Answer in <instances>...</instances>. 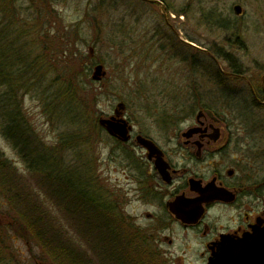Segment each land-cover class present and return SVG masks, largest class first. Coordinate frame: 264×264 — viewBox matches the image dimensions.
I'll return each mask as SVG.
<instances>
[{"label":"rangeland","instance_id":"obj_1","mask_svg":"<svg viewBox=\"0 0 264 264\" xmlns=\"http://www.w3.org/2000/svg\"><path fill=\"white\" fill-rule=\"evenodd\" d=\"M236 5L242 7L241 15L235 14ZM13 6L14 16L0 22L19 25L14 32L6 27L0 35L16 39L30 33L24 44L18 40L21 57L29 61L24 54L36 50L33 63L44 62L42 87L20 93L36 139L48 147L60 145L73 165L75 158L78 165L86 159L92 162L98 188L106 200L124 209L132 225L137 227L148 211L138 200L137 183L127 174L140 162L141 149L133 148L140 145L137 134L169 150L183 145L182 133L198 126L199 111L212 109L222 121L217 145H228L227 160L235 154L241 130L251 144L264 146V0H18ZM100 64L105 76L96 81L93 74ZM249 84L260 102L253 100ZM67 93H74L75 101ZM45 95H50L47 100ZM50 99L55 116L48 108ZM120 103L125 104L122 118L134 126L130 143L113 138L98 123L114 116ZM0 152L36 198L32 202L22 186L0 179L2 188L22 197L11 203L0 189V264H53L31 230L51 238L50 222L45 216L37 219L42 206L76 240L88 262L150 264L144 259L143 245L129 230L123 233L130 257L125 252L114 259L111 244L98 242L95 220L80 225L86 239L77 225L70 226L57 199L26 173L1 128ZM47 155L39 156V168L63 164L61 156ZM174 157L182 159L178 153ZM70 173L74 184L83 188L81 169L75 167ZM185 240L190 239L177 232L174 247L184 248Z\"/></svg>","mask_w":264,"mask_h":264},{"label":"flooded vegetation","instance_id":"obj_2","mask_svg":"<svg viewBox=\"0 0 264 264\" xmlns=\"http://www.w3.org/2000/svg\"><path fill=\"white\" fill-rule=\"evenodd\" d=\"M249 89L253 100L260 102L250 84ZM221 122L207 116L198 119L197 114L198 126L186 131L194 129V134L182 133L184 144L169 150L149 139L162 152L164 173L156 166L158 154L150 155L143 145L133 146L141 149L140 162L127 174L137 183L138 200L148 211L136 227L119 204L113 205L122 218L121 229L139 240L150 264H264V162L260 160L264 146L251 144L241 130L233 161L227 160L228 145H217L221 130L218 140L212 137ZM129 125L128 143L135 136L134 126ZM176 153L182 159L175 158ZM180 231L190 239L183 242L184 248L174 247Z\"/></svg>","mask_w":264,"mask_h":264},{"label":"trees","instance_id":"obj_3","mask_svg":"<svg viewBox=\"0 0 264 264\" xmlns=\"http://www.w3.org/2000/svg\"><path fill=\"white\" fill-rule=\"evenodd\" d=\"M15 2H18V0H0V21L1 19H8V17L10 19L12 17L14 7L16 8V6H13ZM6 4L8 8H6ZM2 25L3 24L0 22V34L6 27H10V32H14L19 22L17 24ZM14 25L15 27H11ZM29 35L30 33L27 34V32H25L21 37L16 38L17 40L10 34L4 37L0 35V47H2V50H0V89H4V91L0 92V128L2 134L21 157L25 164L26 173L37 179V183L41 185L44 192L57 199L58 205L72 222L70 226L75 228L77 225V229L86 239L80 225L84 223L83 221L91 223L92 219L95 220V222H92V225L98 232V242L110 243L111 245H109V248L113 249L114 259H116L122 256V253L125 254V249L129 244H127L126 236L121 229L122 218L119 212L111 201L109 202L105 199L103 190L98 188L92 162L86 159L81 165H78L75 158V163L73 165V163L65 158V151L60 145L56 144L57 146L48 147L40 144L34 135L28 116L23 111L20 93L24 91L30 92L32 90L37 92V89L41 88L43 85L42 81L45 80V78L42 77L44 62L41 61V66L40 62L33 63L32 61V55L36 50H31L28 54H24L25 58L28 57L30 59L29 61L23 60L21 57L19 47L22 45L18 44V40L20 39V43L24 44L23 38ZM35 38V44L38 48V38ZM17 49H19V51H17ZM36 59L42 60L38 58V56H36ZM32 72H36V75L32 76ZM67 94L75 101L74 93ZM49 96L50 95H45L44 98L47 100ZM51 100L52 99L48 100L49 104L46 103L48 104L51 115L53 116L54 114L55 116V111L51 109L53 104V102H50ZM43 153H47V157L50 159H56L61 156L63 164L54 166L58 167V171L53 165H50L52 168H39L38 158ZM75 167L77 171L81 169L82 173L88 169V172L84 173V178H82L85 185H81L83 188L80 189L74 184L73 175L70 173ZM1 178L11 183L13 182V186L16 188L22 186L23 188H21V190H26L28 192V196L32 202L36 199L33 198V191L29 190L25 185V181L17 174L12 164L8 160H4V156L0 152V179ZM2 187L0 182L1 191L8 195L11 203H13L12 200L16 201L22 198L14 196L11 190ZM27 198L26 196L25 201ZM30 200H28V202H30ZM112 205L114 206L113 210ZM38 208L41 209L40 206L36 205L37 210ZM41 210L42 212L38 210L39 216L37 219L41 220L43 218L42 216H45V220L50 222L49 225L52 232L51 238H48L46 235L44 236L43 233L36 232L33 229L31 230L33 231L35 240L47 251L48 256L52 259V263L93 264L91 261L88 262L85 257L81 255L79 252L80 250L75 244L76 240L69 236L68 232L59 226V222L53 218L51 219L50 216L46 214V211L43 210V206ZM17 214H19L23 222L24 215L21 213ZM116 252H118V255ZM126 255L130 257L127 252Z\"/></svg>","mask_w":264,"mask_h":264},{"label":"water","instance_id":"obj_4","mask_svg":"<svg viewBox=\"0 0 264 264\" xmlns=\"http://www.w3.org/2000/svg\"><path fill=\"white\" fill-rule=\"evenodd\" d=\"M234 11H235L236 15H241L242 14V7L240 5H236L234 7ZM189 44L193 45V43H189ZM103 70H104V67L101 64L97 65L95 67L93 79L96 81H100L102 79V77L105 76V72ZM124 108H125L124 103L118 104V107L114 111V116H112L108 119H105V118L100 119L99 124L106 129V131L108 132V134L110 136L116 137L123 142H128L130 137H131L130 136V130L132 129V126L129 125V122L125 118H122V114H123L122 111L124 110ZM203 116H207L214 121H219V119L210 110H204V111H200L198 113V119H200ZM193 130L194 129L187 132L185 134V137H191L195 132V130H194V132H193ZM212 137L215 140H218L220 138V129L219 128H215V133L213 134ZM137 142L140 145L147 147V149L150 152V155L158 154V157L156 159V166L161 171V173H164L167 164L164 161L162 152L158 149V147H156V144L154 142H152L151 140H149V139H147L141 135H139L137 137ZM171 207L179 217L186 219L185 216L181 214V212L177 209L176 206L172 205Z\"/></svg>","mask_w":264,"mask_h":264}]
</instances>
